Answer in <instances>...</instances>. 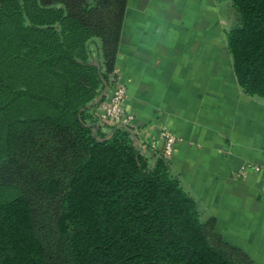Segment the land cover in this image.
Listing matches in <instances>:
<instances>
[{"label": "trees", "instance_id": "1", "mask_svg": "<svg viewBox=\"0 0 264 264\" xmlns=\"http://www.w3.org/2000/svg\"><path fill=\"white\" fill-rule=\"evenodd\" d=\"M229 1L238 83L264 100V0ZM127 0H0L5 114L0 264H257L202 220L163 158L92 125L115 74ZM101 42L93 56L89 42ZM95 121V120H94Z\"/></svg>", "mask_w": 264, "mask_h": 264}, {"label": "crops", "instance_id": "2", "mask_svg": "<svg viewBox=\"0 0 264 264\" xmlns=\"http://www.w3.org/2000/svg\"><path fill=\"white\" fill-rule=\"evenodd\" d=\"M236 21L229 1L127 0L116 72L130 81L131 138L150 166L163 158L167 128L182 139L170 171L202 220L216 218L227 242L264 264V179L239 177L246 164L264 165V100L246 95L235 75L226 32ZM97 41L88 44L93 56L101 54ZM98 99L89 105L94 126Z\"/></svg>", "mask_w": 264, "mask_h": 264}, {"label": "built area", "instance_id": "3", "mask_svg": "<svg viewBox=\"0 0 264 264\" xmlns=\"http://www.w3.org/2000/svg\"><path fill=\"white\" fill-rule=\"evenodd\" d=\"M113 87L104 99L97 101L93 109V116L100 127H123L130 132L136 129L137 117L126 109L128 100L129 82L120 80L115 71ZM161 138L164 142L162 157L166 162L172 158L177 144L181 142V138L167 128H162ZM152 148L157 149V144L153 143ZM250 174H255L264 179V165L246 164L240 170L239 177L247 179ZM261 195L264 198V186L261 189Z\"/></svg>", "mask_w": 264, "mask_h": 264}, {"label": "rangeland", "instance_id": "4", "mask_svg": "<svg viewBox=\"0 0 264 264\" xmlns=\"http://www.w3.org/2000/svg\"><path fill=\"white\" fill-rule=\"evenodd\" d=\"M99 48L101 49V42L97 41ZM5 84H0V101L4 100L7 98L8 92L6 91V89L4 88ZM5 96V97H3ZM5 114L6 113H0V151L3 148V135H4V124L3 122L5 121ZM16 196V192L14 190L11 189H0V202L6 200V199H11L13 197Z\"/></svg>", "mask_w": 264, "mask_h": 264}]
</instances>
